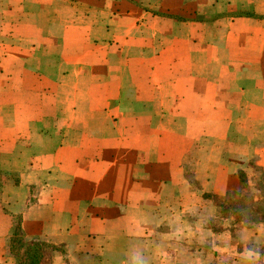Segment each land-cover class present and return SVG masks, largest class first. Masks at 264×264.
Listing matches in <instances>:
<instances>
[{"label":"crops","instance_id":"obj_1","mask_svg":"<svg viewBox=\"0 0 264 264\" xmlns=\"http://www.w3.org/2000/svg\"><path fill=\"white\" fill-rule=\"evenodd\" d=\"M2 1L0 264L19 236L37 264H264V216L248 228L227 199L264 171V136L223 134L264 110V82L246 84L252 58L264 74V0ZM59 25L72 101L18 85L30 65L6 50L49 47Z\"/></svg>","mask_w":264,"mask_h":264},{"label":"rangeland","instance_id":"obj_2","mask_svg":"<svg viewBox=\"0 0 264 264\" xmlns=\"http://www.w3.org/2000/svg\"><path fill=\"white\" fill-rule=\"evenodd\" d=\"M114 1H116V0H114ZM5 2H3V1L1 2V3H3L0 7L1 8L0 10H2V11L5 10V9H3L5 6ZM89 8H92V7L89 6ZM88 10H90V9H88ZM248 10L249 9H244V10H242V12L240 11V14H244L246 12L248 13ZM54 11H58V12H56V14L54 16L57 19L59 24L61 21L63 22L62 18H64V20H66V21L68 19L72 18V13H71L72 11L69 9H54ZM90 15L93 16L94 13L88 14L87 16L90 17ZM26 30L29 31L28 29H26ZM64 32H65V30L64 31L62 30L61 25H59L57 29H52V33H54V36H55L54 41H57V42L53 45H50L49 47H47L46 45H42L38 42L36 43V45H30V46L12 45L11 50H9L8 47H6V50H8L7 52H10V54H12V53L17 54L22 59V61L26 60V61H28L27 62L28 65H30V66H28L27 73L29 74V77H33V78H21L20 77L17 79L18 85H22V86L27 87V88L39 87V86H43L45 88L46 87H53V90H55L56 88H59L58 86H60V88H61L59 91L60 98L64 99V101H68L69 99H71V101L73 100V95H72L73 84L72 83H74V82L71 81L72 79H68V80L62 79V78H59L58 75L56 76L57 79H56V77H54V75H56L58 73V71L62 74V72L66 69L65 64L63 63V61L60 59V57L57 54L58 49L59 48L61 49L62 46H64L63 45L64 40L62 41V37H63ZM58 34H60L59 39L57 38ZM59 41H61V42H59ZM28 49L30 51V55L25 56ZM252 61H253V63L251 65H253V66H252L251 70L254 71L253 72L254 77L251 80H249L247 78V80H249V81L246 82V84L249 85V87H251V88H255L257 86V83L264 82V74H261L262 72H260V67H261V64H263V63H262V61L260 62V59H258L256 57L252 58ZM54 63H55V66L53 67L52 64H54ZM58 65H61V66L58 67ZM53 68L55 70V73L53 72ZM232 69H235V68H232ZM140 80L142 81V79H140ZM58 82L60 84H58ZM81 82L87 83L88 79L87 78L82 79ZM47 85H49V86H47ZM225 86H227V84L224 85V87ZM260 88L261 89H259L257 91V95H256L257 99L260 98L261 96H262V99L264 98V93H263L264 89L262 91V88H264V85L261 86ZM256 89H257V87H256ZM124 97H125L124 100H129V99H134L135 95H132L131 93H127V94H125ZM44 99H45V101L46 100L48 101V105L50 106V110H49V108L45 109V111L42 110L41 115H44L45 117H47L48 115H54L55 111H54V109H52L51 106L54 107V102L56 101L55 94L53 93L52 95H50L49 98H44ZM248 112H250L251 113L250 115L255 119V121L252 124L247 125V123L245 122V124L242 125L245 118L235 120V122H234L235 124L231 125V127L229 129H227L226 127H223V131H224L223 134L227 136V135L231 134L232 132H236L237 134H240V133L242 134V132H243V136H245L244 133L245 132L247 133L248 131H250L248 133V136L249 135L257 136V137L264 136V110H255V111H248ZM230 115H232V114H230ZM240 115H241V117H244L243 114H240ZM37 116H38V114L36 115L35 112L27 113V115H25V117L28 119H33V118H36ZM236 116L237 115L235 114L234 117L236 118ZM239 124H241V125H239ZM243 127H245L246 129L241 130ZM237 136L242 137V135H236V137ZM71 139H72V137L70 136V145L72 144ZM220 146L221 145H219V148H222V146L221 147ZM261 148H264V147L261 146ZM225 159L230 161L234 158H232L229 155ZM237 160H238L240 165H247V166H251L249 168H255L253 166V163L251 162V160H247L245 158H242L241 160L240 159H237ZM247 174H248L247 176H245L244 173H240L238 175L240 180L242 181V184H244L243 185L244 189L240 190V192H238L237 195L227 196V199L231 203H233V205H236V209L238 210L237 212L241 215L242 219H246V221H243L241 224L244 226H248V228H251L255 224V221L258 220V216L256 215L257 213H260L264 216V200H263V197L259 200V202L257 203V206H254L252 204V198L256 194V189H253L252 187L254 186L255 188H257L260 186L261 188H264V171L258 170L252 178L249 177L251 173H247ZM248 183H249V186H248ZM251 183H252V185L254 183L255 184L257 183V184H256V186L254 184L253 186L251 185V187H250ZM259 193H264L263 189L258 190V194ZM258 194H256V195H258ZM250 218H251V221L249 222L248 220H250ZM16 232H17V235H19L20 231H16ZM239 236L244 238V239L247 238V235H245L244 233H241ZM16 241H17L16 243L12 244L11 253L16 260L18 258V260H19L18 263L25 264V262L28 260L29 255L25 256V254H23V253L26 250V248H25L26 246H31L29 244L30 242L27 240L23 241V238L20 236L17 237ZM36 247H40V246L38 245ZM37 251L38 250H36L34 252L37 254L38 253ZM31 256H32V254H31ZM25 258H27V259H25ZM36 258H37V262H38L39 261V254Z\"/></svg>","mask_w":264,"mask_h":264},{"label":"trees","instance_id":"obj_3","mask_svg":"<svg viewBox=\"0 0 264 264\" xmlns=\"http://www.w3.org/2000/svg\"><path fill=\"white\" fill-rule=\"evenodd\" d=\"M26 248V250H25V252L23 253V254H25V256L26 255H29L28 256V260L25 262V264H37V254L34 252V251H36L37 250V247H35L34 245L33 246H26L25 247ZM35 254H34V253ZM31 254H32V256H31ZM25 259H27V258H25ZM18 258H17V264H20V263H18Z\"/></svg>","mask_w":264,"mask_h":264}]
</instances>
